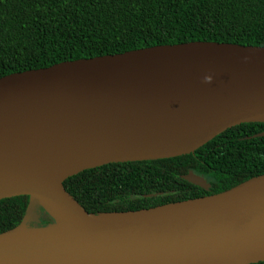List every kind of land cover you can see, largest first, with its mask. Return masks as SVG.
Instances as JSON below:
<instances>
[{"label":"water","instance_id":"95a60500","mask_svg":"<svg viewBox=\"0 0 264 264\" xmlns=\"http://www.w3.org/2000/svg\"><path fill=\"white\" fill-rule=\"evenodd\" d=\"M250 123H264V47L157 45L1 77L0 200L28 203L0 233V264L264 262V174L127 212L89 213L63 186L111 163L192 154ZM181 179L210 188L193 170Z\"/></svg>","mask_w":264,"mask_h":264},{"label":"trees","instance_id":"16d2710c","mask_svg":"<svg viewBox=\"0 0 264 264\" xmlns=\"http://www.w3.org/2000/svg\"><path fill=\"white\" fill-rule=\"evenodd\" d=\"M194 41L264 47V0H0V78ZM249 125L261 128L244 135L264 131V123ZM244 135L229 129L192 154L111 163L82 171L63 186L89 213L137 211L217 194L264 174V137L237 140ZM222 139L223 150L213 152ZM188 170L210 174L216 181L212 191L181 179ZM170 192L175 194L137 197ZM27 203L22 196L0 200V233L20 223Z\"/></svg>","mask_w":264,"mask_h":264},{"label":"flooded vegetation","instance_id":"af4514ba","mask_svg":"<svg viewBox=\"0 0 264 264\" xmlns=\"http://www.w3.org/2000/svg\"><path fill=\"white\" fill-rule=\"evenodd\" d=\"M257 124H259V123H257ZM261 127H259V126H257V125H255V127H253L252 125H249V124H241V125H238V126H235V127H233V128H231V129H234V131L236 132V133H238V134H246V133H250V132H252V131H254V130H258V129H260ZM261 133H264V131H262V129L259 131V132H256V133H254V134H252V135H250V136H247V135H244L243 137H241V138H239V139H237V140H239V141H241V140H243V139H246V140H249V139H252V138H261V137H256V135H258V134H261ZM264 137V136H263ZM226 142H229V139H226ZM228 144V143H227ZM223 145H225L224 143H223V139L222 140H217L216 141V144H214V146H213V148H212V150H213V152H216V153H219V152H221L223 149ZM200 176H202L205 180H206V182L210 185V188H209V190L208 191H206L207 193H209V192H211L212 191V189H213V184H215L216 183V181H215V179H213L211 176H210V174H207V173H205V174H199ZM205 191V190H204Z\"/></svg>","mask_w":264,"mask_h":264}]
</instances>
